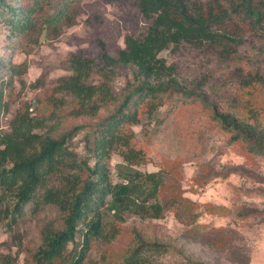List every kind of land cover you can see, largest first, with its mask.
<instances>
[{"label": "trees", "instance_id": "16d2710c", "mask_svg": "<svg viewBox=\"0 0 264 264\" xmlns=\"http://www.w3.org/2000/svg\"><path fill=\"white\" fill-rule=\"evenodd\" d=\"M69 2L0 0V22L17 37L32 34L63 20ZM133 2L146 21L143 32L125 35L124 47L116 57L102 49L97 61L88 57L68 60L70 74L58 77L45 102L37 99L34 110L30 103L20 105L9 128L0 132V220L14 221L33 200L35 205L53 203L61 213L58 225L49 222L42 228L41 243L28 252L25 264H84L98 240L108 250L107 244L122 227L107 223L106 212L113 211L118 218L132 211L160 218L168 210L188 209L178 193L159 195L169 189L160 170L139 169L147 156L133 126L143 128V118L155 119L163 105H198L225 132L229 144L239 145L250 155L264 156V126L259 120L264 117L260 92L264 88V0ZM249 35L260 41L254 54H238ZM183 48L215 56L230 70L239 94L234 111H222L209 99L198 87L205 80L192 87L177 80L175 63L167 62L160 53L175 54ZM113 65L127 67L131 73L119 89L111 84L118 74ZM6 69L11 80L20 72L18 65L9 64ZM94 75L99 80L93 81ZM9 83L0 76V114L8 111L3 95ZM41 103L47 105L46 111L41 110ZM69 116L95 119L61 127ZM83 129L85 152L79 155L72 140ZM114 153L121 160L112 169ZM195 217L190 215V222ZM197 226L190 231L198 232ZM132 236V248L121 253L122 264H156L154 256L164 252L166 244L146 240L134 229ZM208 243L223 245L212 238ZM11 263L4 256V264ZM109 263L104 259V264ZM186 264L204 263L187 259Z\"/></svg>", "mask_w": 264, "mask_h": 264}, {"label": "rangeland", "instance_id": "374dc122", "mask_svg": "<svg viewBox=\"0 0 264 264\" xmlns=\"http://www.w3.org/2000/svg\"><path fill=\"white\" fill-rule=\"evenodd\" d=\"M133 1L70 0L63 20L25 36L13 35L0 22V60L5 63L0 66V76L11 82L4 90L8 111L0 114V132L9 128L17 107L30 103L34 110L37 99L45 102L58 77L70 74L68 60L88 57L97 61L102 49L116 57L124 47L125 35L143 32L146 21ZM259 43L249 35L238 47V54H254ZM160 55L175 63L180 83L192 87L203 79L204 86L198 87L220 110H235L239 98L233 84L235 77L215 56L189 48L175 54L162 51ZM9 64L18 65L20 70L12 80L6 72ZM113 68L118 74L111 84L119 89L131 73L127 67ZM91 79L97 81L99 76ZM260 92L264 95V88ZM175 106H161L155 119L143 118V128L138 124L133 129L147 156L139 169L160 170L169 189L161 190L159 195L178 193L181 203L189 204L188 209L168 210L160 218L133 211L118 218L113 211L106 212L107 223H118L122 227L120 233L107 244L108 250L100 240L96 241L84 264H104V259L109 264H122L121 253L133 246V229L146 240L166 244L165 251L154 256L156 264H186L187 259L204 264H264V156L250 155L239 145L229 144L225 132L198 105L177 102ZM67 108L66 105L63 109ZM46 109L47 105L42 104L41 110ZM259 118L264 126V117ZM67 119L61 127L87 123L95 117ZM85 132L86 129L81 130L72 140L79 155L85 152ZM120 160L114 153L112 169ZM36 202L27 203L14 221L0 220V264H4V256L11 258V264H25L28 252H34L41 243L42 228L49 222L59 224L61 213L55 204L35 205ZM192 214L196 215L194 222H190ZM196 224L199 231H190ZM209 238L218 239L223 245L212 246Z\"/></svg>", "mask_w": 264, "mask_h": 264}]
</instances>
